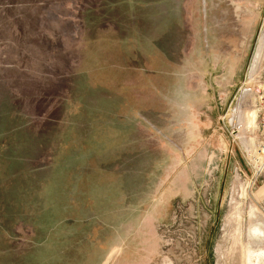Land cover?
Here are the masks:
<instances>
[{"label":"rangeland","instance_id":"obj_1","mask_svg":"<svg viewBox=\"0 0 264 264\" xmlns=\"http://www.w3.org/2000/svg\"><path fill=\"white\" fill-rule=\"evenodd\" d=\"M263 31L264 0H0V264H264Z\"/></svg>","mask_w":264,"mask_h":264},{"label":"built area","instance_id":"obj_2","mask_svg":"<svg viewBox=\"0 0 264 264\" xmlns=\"http://www.w3.org/2000/svg\"><path fill=\"white\" fill-rule=\"evenodd\" d=\"M244 76H246V72ZM256 78H254V80ZM259 80L260 81H259L258 93L256 95V104H257L256 128L258 132V138L250 143L248 142V144L243 149L244 162L249 169V173H250L249 177L251 180V184H255L259 180L264 181V70ZM236 176L238 181V179H240V176L238 173Z\"/></svg>","mask_w":264,"mask_h":264},{"label":"bare ground","instance_id":"obj_3","mask_svg":"<svg viewBox=\"0 0 264 264\" xmlns=\"http://www.w3.org/2000/svg\"><path fill=\"white\" fill-rule=\"evenodd\" d=\"M263 57H264V31H263V34L262 35H260V37H259V41H258V48L256 49V52H255V56H254V59H253V61H252V63H251V65H250V72H248L247 71V74H246V77H250V78H252V79H254V78H256L257 77V75H258V71L260 70L259 68H260V65H261V62H262V59H263ZM252 84V83H251ZM247 93V95L249 96V94H248V90L246 89V92L244 93V94H246ZM245 96V95H244ZM243 96V97H244ZM248 96H245V97H248ZM241 105H242V103H241ZM245 107V106H244ZM243 107V108H244ZM243 108L241 107V106H239V107H237V110L239 111L238 112V126H237V128H238V130H237V132L239 131H241V130H243V129H245V128H247L248 126H250L252 123H253V121H254V119H253V114H248L247 112L245 113L244 111H243ZM253 112V111H252ZM243 122V123H242ZM230 131H232V127H231V130ZM245 132V131H244ZM229 134V133H228ZM241 134H243V133H239V135H238V137L237 138H242L241 137ZM231 138V137H230ZM243 139V138H242ZM245 143H246V139H245ZM247 143H248V141H247ZM245 146V145H244ZM261 187V186H260ZM260 187H258V189L260 188ZM262 195H264V189L262 190ZM252 228V227H251ZM252 232V234L253 233H256V232H262L263 233V231L261 230V228H260V226H259V224H255L254 225V227H253V230L251 231ZM261 234V233H260ZM254 235V234H253ZM256 235V234H255ZM258 235V234H257ZM264 235V234H263ZM259 236H261V235H259ZM263 237V236H262Z\"/></svg>","mask_w":264,"mask_h":264},{"label":"flooded vegetation","instance_id":"obj_4","mask_svg":"<svg viewBox=\"0 0 264 264\" xmlns=\"http://www.w3.org/2000/svg\"><path fill=\"white\" fill-rule=\"evenodd\" d=\"M259 41V40H258ZM255 56V55H254ZM253 59H254V57H253ZM253 59H252V61H253ZM252 63V62H251ZM248 72H250V67H249V70H248ZM244 93H245V91H244ZM238 110H237V108H236V111H235V113L231 116V119L229 120V123H230V125L234 128V131L237 133V130H238V128H237V126H238ZM261 195H262V193H260Z\"/></svg>","mask_w":264,"mask_h":264},{"label":"water","instance_id":"obj_5","mask_svg":"<svg viewBox=\"0 0 264 264\" xmlns=\"http://www.w3.org/2000/svg\"><path fill=\"white\" fill-rule=\"evenodd\" d=\"M201 4V15H202V21L204 22L205 19V0H200ZM230 147V144H229Z\"/></svg>","mask_w":264,"mask_h":264},{"label":"crops","instance_id":"obj_6","mask_svg":"<svg viewBox=\"0 0 264 264\" xmlns=\"http://www.w3.org/2000/svg\"><path fill=\"white\" fill-rule=\"evenodd\" d=\"M159 135H160V134H159ZM109 257H110V256H109ZM109 257H108V258H109ZM107 260H108V259H107ZM107 260H106V261H107ZM106 261H105V262H106Z\"/></svg>","mask_w":264,"mask_h":264},{"label":"trees","instance_id":"obj_7","mask_svg":"<svg viewBox=\"0 0 264 264\" xmlns=\"http://www.w3.org/2000/svg\"><path fill=\"white\" fill-rule=\"evenodd\" d=\"M109 259V258H108ZM106 263V262H105Z\"/></svg>","mask_w":264,"mask_h":264}]
</instances>
